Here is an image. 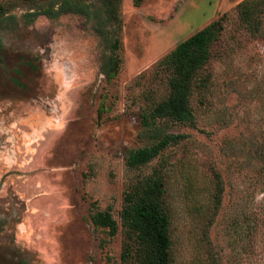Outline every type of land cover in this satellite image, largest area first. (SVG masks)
<instances>
[{
    "label": "rangeland",
    "instance_id": "rangeland-1",
    "mask_svg": "<svg viewBox=\"0 0 264 264\" xmlns=\"http://www.w3.org/2000/svg\"><path fill=\"white\" fill-rule=\"evenodd\" d=\"M242 1L120 0L121 62L107 79L92 20H31L46 0H0L11 3L0 18V264H122L124 193L154 172L172 264H264V15L243 27ZM216 20L194 123L159 122L180 141L128 169V153L149 144L141 115L168 94L157 63ZM100 211L114 236L94 224Z\"/></svg>",
    "mask_w": 264,
    "mask_h": 264
},
{
    "label": "trees",
    "instance_id": "trees-1",
    "mask_svg": "<svg viewBox=\"0 0 264 264\" xmlns=\"http://www.w3.org/2000/svg\"><path fill=\"white\" fill-rule=\"evenodd\" d=\"M119 5L120 0H46L45 4L37 6V10L26 17L31 20L38 15L53 18L58 12L70 11L81 13L92 20L103 39L104 53L100 71L110 79L118 73L121 62L117 54L121 29ZM10 6L11 3H0V18L5 16ZM236 13L243 27L257 29L264 15V2L244 0L237 5ZM222 30L220 20L211 22L179 43L157 63V70L169 74L166 83L168 94L164 100L141 115L143 133L149 144L128 153L125 160L128 169H137L150 163L180 141L181 135L166 132V128L159 122L189 126L194 123L195 116L190 106L193 80L208 64L211 50L220 39ZM165 192L161 177L154 172L152 176L131 184L124 193L120 212L125 234L120 254L122 264L173 263L170 218L163 199ZM93 222L109 229L111 236L116 234L117 223L109 212H97Z\"/></svg>",
    "mask_w": 264,
    "mask_h": 264
}]
</instances>
